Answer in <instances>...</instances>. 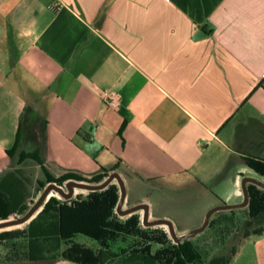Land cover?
<instances>
[{
  "label": "crops",
  "instance_id": "crops-1",
  "mask_svg": "<svg viewBox=\"0 0 264 264\" xmlns=\"http://www.w3.org/2000/svg\"><path fill=\"white\" fill-rule=\"evenodd\" d=\"M248 160L264 164V0H0V193L15 216L45 172L103 170L130 189L211 195L204 214L241 203L245 178L264 182ZM246 187L252 214L209 219L228 264H264V188ZM47 200L0 228V264H79L59 256L71 243L96 251L82 234L56 246L38 236L29 251Z\"/></svg>",
  "mask_w": 264,
  "mask_h": 264
},
{
  "label": "trees",
  "instance_id": "trees-1",
  "mask_svg": "<svg viewBox=\"0 0 264 264\" xmlns=\"http://www.w3.org/2000/svg\"><path fill=\"white\" fill-rule=\"evenodd\" d=\"M18 142L15 143V148ZM10 154V151L8 152ZM34 159L39 161L38 156L34 153H23L20 160ZM249 165L259 174L264 176V164L248 160ZM114 170L103 172L93 175L90 178L82 177L73 173H66L59 177H53L45 172L44 182L39 183L41 193L48 184H55L66 190L68 182H82L91 185H99L105 182ZM113 192L118 191L117 201L120 198V187L116 180L110 182L106 187ZM104 189V188H103ZM89 193L85 198L81 196L74 203H67L63 201L60 195L55 191H51L48 195V200L45 203L42 211L37 216H50V221L43 223L34 222L37 218L32 220L26 229V236L29 239V251L32 249V241L38 236L43 237V240L53 241L55 246L63 240L72 238L75 234L85 235L95 240L100 249L94 251L91 248L85 247L77 243H71L70 246L62 252V256L70 261L79 264H228L230 258L222 255L212 257L207 263L202 259L200 251L192 242V238L185 239L181 242L170 243L162 245L156 251L152 252L151 246L146 245L126 252L125 250L120 254L111 253L105 247V242L109 239L108 235L103 234L102 224L99 216L96 214V209L101 202V191L88 190ZM249 192L248 208L252 214L253 199L252 192ZM40 193V194H41ZM40 196V195H39ZM38 196V197H39ZM112 196V194H111ZM36 198V200L38 199ZM113 197V196H112ZM114 198V197H113ZM35 200V201H36ZM65 200V199H64ZM33 201L32 204L35 202ZM31 204V206H32ZM30 206V207H31ZM28 211V210H27ZM15 216L10 206L9 200L5 195L0 193V221L10 220ZM212 221L210 220L207 227H211ZM10 235L9 232L1 233V239ZM122 254V255H121ZM29 259H33L29 256Z\"/></svg>",
  "mask_w": 264,
  "mask_h": 264
},
{
  "label": "rangeland",
  "instance_id": "rangeland-1",
  "mask_svg": "<svg viewBox=\"0 0 264 264\" xmlns=\"http://www.w3.org/2000/svg\"><path fill=\"white\" fill-rule=\"evenodd\" d=\"M29 145H34L29 143ZM123 181L125 196L122 204V210L127 211L137 205L148 206L149 222L157 220L168 221L177 231L179 228L188 227L190 232L193 229L199 228L204 223L207 212L214 208L223 205H216L209 208L203 213V205H207L208 201L213 199L211 195L205 197H193L191 193H170L162 191L158 193L154 190L130 189L125 175L120 174ZM89 191L85 189H74L73 199L70 203H74L79 196L85 198ZM114 197H112L111 196ZM119 192L110 189H102L101 202L96 209V214L99 216L102 224L104 235H108V240L105 242V247L109 252L120 254L124 250L128 253L131 250L146 245L151 246L152 252L156 251L162 245H166L174 241L170 235L169 228L165 224L145 225L143 224L142 211L136 210L132 213L121 215L117 212V196ZM136 198H143L146 202L133 204ZM149 201V202H148ZM225 210H218V214H223ZM160 213L163 218H155V214ZM203 216H202V215ZM198 215V217L196 216ZM200 215V216H199ZM202 220V222H200ZM221 224L216 225L215 229L206 227L203 231L192 237V242L200 251L201 257L207 263L212 257L218 256L221 253ZM100 249L99 244L97 246ZM96 248V253L99 250ZM122 255V254H121ZM239 260L238 257L234 259Z\"/></svg>",
  "mask_w": 264,
  "mask_h": 264
},
{
  "label": "water",
  "instance_id": "water-1",
  "mask_svg": "<svg viewBox=\"0 0 264 264\" xmlns=\"http://www.w3.org/2000/svg\"><path fill=\"white\" fill-rule=\"evenodd\" d=\"M113 180H116L118 182L119 187H120V192H121L120 198L118 201V205H117V212L121 215H125V214L132 213L136 210H143L144 211V213H143V224H145V225L165 224V225H167L169 228L170 235L172 236V238L174 239L175 242H181L185 239H190V238L194 237L197 233L203 231L208 226L209 219H210V216L212 213H214L218 210H226V209L245 207L249 201V192H248V189L246 187L247 182H254L257 185L264 188V182L258 181L255 179H251V178H245L242 182L244 199L241 203H239L237 205H233V206L223 205V206L214 207V208L210 209L207 212L205 219H204V223L202 224L201 227L193 229L186 234L178 236L176 231L174 230L173 226L166 220H157L154 222H149L147 220V218H148V206L147 205L141 204V205H137V206H135V207H133L127 211H123L122 210V204H123V200H124V196H125V189H124L123 181L121 180L120 175L118 173L113 172L105 182H103L102 184H99V185H91V184H86V183H82V182L71 181V182H68L66 184V190H65L64 188L59 187L53 183L48 184L44 188V190L42 191V193L40 194L38 199L32 204V206L28 209V211L25 214H23L19 217L12 218L10 220L0 221V228H6V227L25 223L38 210V208L42 205V203L44 202V200L47 198V196L49 195V193L51 191H55L58 195L61 196V198L67 200V199H70L73 197V192H74L75 188L85 189V190H99V189L105 188Z\"/></svg>",
  "mask_w": 264,
  "mask_h": 264
},
{
  "label": "built area",
  "instance_id": "built-area-1",
  "mask_svg": "<svg viewBox=\"0 0 264 264\" xmlns=\"http://www.w3.org/2000/svg\"><path fill=\"white\" fill-rule=\"evenodd\" d=\"M57 5H58V4H55V7H57ZM108 103H109V105L112 106V107H114V106L116 105L115 101H114V100H111V99L108 100Z\"/></svg>",
  "mask_w": 264,
  "mask_h": 264
}]
</instances>
